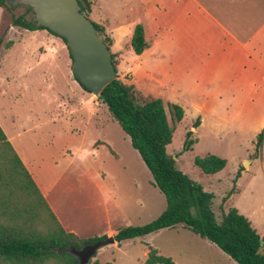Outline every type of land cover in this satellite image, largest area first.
Here are the masks:
<instances>
[{
	"label": "rangeland",
	"instance_id": "obj_1",
	"mask_svg": "<svg viewBox=\"0 0 264 264\" xmlns=\"http://www.w3.org/2000/svg\"><path fill=\"white\" fill-rule=\"evenodd\" d=\"M124 3L131 9L126 14L127 20H148L153 0ZM16 16L33 19L26 6L6 1L5 7H0V129L36 186L43 191L56 219L84 237L102 233L107 227L140 226L153 221L164 210L165 200L151 184L150 174L130 147L128 138L105 106L73 79L71 60L61 39L48 31L30 33L13 27L11 17ZM146 39L149 40L148 36ZM8 42L11 45L5 48ZM120 45L125 60H130L123 44ZM116 76L132 84L127 77ZM138 85L144 86V93L164 100V105L168 102L183 105L185 114L172 133L166 153L175 159L184 175L213 194L212 210L218 217L220 208L225 210L226 206L222 198L233 185L231 172L237 163L243 166L250 161V146L254 141L251 129L245 126L225 130L217 113L212 115L197 109L199 97H178L158 89L148 91L152 83L147 80H141ZM201 115L202 126L192 128L194 120ZM188 130L192 133L190 139L196 143L192 150L182 152ZM262 147L261 141L257 151ZM206 154L224 159L226 165L213 175L202 174L194 167L193 159ZM253 170L252 165L249 171ZM4 171L0 162L2 176ZM14 172L20 175L18 168ZM20 182L27 188L24 194L27 205L19 206L23 199L14 194L16 211L23 220L30 211H36L39 222L56 230L22 175ZM248 199L244 195L241 202L249 205ZM238 200L233 197L232 202ZM248 217L256 234L264 235V214L254 212ZM144 241L173 264H234L214 245L179 227L148 235ZM117 263L135 264L127 258H120Z\"/></svg>",
	"mask_w": 264,
	"mask_h": 264
},
{
	"label": "crops",
	"instance_id": "obj_2",
	"mask_svg": "<svg viewBox=\"0 0 264 264\" xmlns=\"http://www.w3.org/2000/svg\"><path fill=\"white\" fill-rule=\"evenodd\" d=\"M86 1L89 4L88 19L101 26L110 40L109 53L113 55L116 74L127 77L141 95L157 98L144 93V86L138 85L141 80H147L152 83L148 91L158 89L173 96L201 98L198 108L196 104L195 107L202 113H217L219 124L225 130L249 126L254 139L250 146V161L245 166L237 163L231 172V184L236 173L238 176L231 186L233 192L224 201V209L234 208L247 221L254 212L264 214V0H153L145 22L126 19L131 9L125 0ZM141 11L146 13L145 8ZM137 24L143 28L148 47L134 55L129 43ZM23 31L38 33L40 30ZM120 44L130 60H125ZM182 106L179 107L182 109ZM231 115L235 117L231 119ZM198 119L200 128L202 115ZM259 133L263 147L255 151ZM18 159L31 178L24 162ZM252 165L254 170L250 172ZM36 188L55 217L43 191ZM244 195H248L249 205L241 202ZM233 197L239 200L232 202ZM56 221L66 233L79 239L112 237L119 228L128 227H107L102 233L84 237L73 227L66 228ZM178 227L181 228H175ZM146 236L103 246L95 252L90 263L118 264L120 258H127L135 264H143L147 257ZM157 255L160 254L157 252Z\"/></svg>",
	"mask_w": 264,
	"mask_h": 264
},
{
	"label": "trees",
	"instance_id": "obj_3",
	"mask_svg": "<svg viewBox=\"0 0 264 264\" xmlns=\"http://www.w3.org/2000/svg\"><path fill=\"white\" fill-rule=\"evenodd\" d=\"M6 1L0 0V7H5ZM76 2L78 12L88 19V2L86 0ZM26 8L31 11L30 7ZM11 25L26 31H47L33 19L29 21L23 16L11 17ZM92 25L96 36L109 50L110 40L104 29L94 23ZM61 41L65 44L63 39ZM1 44L0 36V46ZM10 45L8 42L5 48ZM129 45L134 55L141 54L148 47L141 25L134 26ZM109 55L116 73L113 55L110 53ZM73 79L76 81L74 76ZM96 101L105 106L111 119L128 138L130 147L138 154L150 174L151 184L165 200V208L158 217L144 225L119 228L112 236L114 242L142 238L162 229L180 226L214 245L234 264H264V237H259L249 222L234 208L226 210L220 208L219 216L216 217L212 210L213 194L204 191L200 184L184 175L178 169L175 159L166 153L172 133L183 117V111L178 105L171 103L164 105L159 98L143 96L132 84L124 83L117 76L100 91ZM198 125L199 119L196 118L192 128ZM191 135V131L188 130L181 145L182 152L192 150L196 143L195 139H190ZM261 141L262 134L259 133L256 137L255 151ZM0 162L5 169V175L0 174V264H78L69 250L77 251L85 245L105 238L79 239L60 227L1 129ZM193 165L202 174L213 175L224 168L225 160L206 154L203 157H195ZM14 168L19 169L20 175L14 172ZM21 175L29 182L33 194L52 219L56 230L39 222L36 219L38 217L36 211H30L26 220H23L22 214L16 211V195L23 199L19 206L24 208L27 205L24 196L27 188L20 182ZM237 176L238 173L234 179ZM7 183L12 185H6ZM232 192L231 187L222 198V202ZM145 246L147 257L143 264H173L169 258L157 255L154 249L147 244Z\"/></svg>",
	"mask_w": 264,
	"mask_h": 264
},
{
	"label": "water",
	"instance_id": "obj_4",
	"mask_svg": "<svg viewBox=\"0 0 264 264\" xmlns=\"http://www.w3.org/2000/svg\"><path fill=\"white\" fill-rule=\"evenodd\" d=\"M7 1L30 7L37 25L64 40L71 60L72 75L95 98L115 79L116 73L111 64L109 50L96 36L90 20L78 12L76 0ZM113 242L112 237H106L85 245L80 250H69V253L77 259L78 264H89L99 248ZM259 243L262 244L261 241Z\"/></svg>",
	"mask_w": 264,
	"mask_h": 264
}]
</instances>
